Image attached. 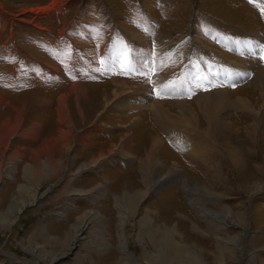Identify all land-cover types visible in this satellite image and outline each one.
Wrapping results in <instances>:
<instances>
[{"label":"rangeland","instance_id":"obj_1","mask_svg":"<svg viewBox=\"0 0 264 264\" xmlns=\"http://www.w3.org/2000/svg\"><path fill=\"white\" fill-rule=\"evenodd\" d=\"M6 41L62 82L1 100L62 123L0 144V264H264V0H0Z\"/></svg>","mask_w":264,"mask_h":264},{"label":"crops","instance_id":"obj_2","mask_svg":"<svg viewBox=\"0 0 264 264\" xmlns=\"http://www.w3.org/2000/svg\"><path fill=\"white\" fill-rule=\"evenodd\" d=\"M9 15V14H8ZM77 22V21H74ZM239 38H235V42L238 44ZM4 46L1 47L0 49L2 50V57H0V59H2L3 64L8 65L9 68L11 70L6 71V70H2L0 68V84L2 86H4L5 88L9 89V90H20L21 88H34L35 86H37L38 84H48L49 87L51 88L52 86L57 85L59 82H62V74L60 73H55L56 71H58V69L55 67L54 64H50L47 63L45 60H41L39 59V61H36L35 59H31L30 57H25V55L23 54L22 51L18 50V48L16 46H12L11 43H8V41L4 42ZM32 46H34L33 44H31ZM35 49L41 51L38 47L36 48L34 46ZM45 54L46 52L41 51V54ZM5 55V56H4ZM46 55V54H45ZM42 55V56H45ZM175 56V55H174ZM186 56V54H185ZM176 57V56H175ZM178 57V56H177ZM174 58V57H173ZM18 59V60H17ZM139 59L142 61V58L139 57ZM38 60V59H37ZM186 60L190 61L191 60V55L188 54V56H186ZM170 64V62L168 63ZM141 65V63L139 64ZM235 71V68H232ZM135 79H141V68L139 69V71H137L138 69H135ZM31 73V75H30ZM143 73V72H142ZM245 73V72H244ZM248 73V70H247ZM232 75V73H230ZM235 74V73H234ZM181 75V73H180ZM233 76V75H232ZM236 76V74H235ZM238 76V75H237ZM237 76L235 78H237ZM26 77H29L31 79H33L34 81L37 82V84H34V82L32 83V85H26ZM67 78L69 79V83L73 84V81L75 82V79L69 75L67 76ZM71 78V79H70ZM172 79H174V77H171ZM66 80V78H65ZM63 80V82L65 81ZM163 84L156 85V87H154L155 89H153L152 93L158 97L160 96L163 99H169L168 96H172L171 93L170 94H166V84H169V82L165 81L162 79ZM174 82H176V80H174ZM161 83V81H160ZM179 86V85H176ZM57 88V87H56ZM162 88V90H161ZM160 89V90H159ZM164 91V92H163ZM175 93H178V90L175 91ZM186 93H182V97L185 95ZM58 95V94H57ZM61 97V95H60ZM154 97V98H156ZM159 98V97H158ZM160 98V99H161ZM56 99V97L54 98ZM59 99L57 98L56 100H51V99H47L44 100L43 102L40 100H37L36 105H33L34 108H37L40 104L42 106H44L45 104H47L46 108H48V111L50 112V114L48 115L47 118H42V116L40 117V115L38 114V112H41L42 110L37 109V113L36 111H27V112H23L22 113V117L21 120L19 121L17 118V113L14 114L13 109H20L21 107L18 105V107L11 106L8 104V102L2 101L0 98V109L1 108H6L8 109V112L5 114H0V144L3 145V143L6 140H9L11 138H14V134L15 132L18 131L19 128L22 129V143L20 144L21 147H24V145L27 143L28 148L29 146L31 147V143L34 144V142H38L37 140H39V143H41L44 138L47 137V135L45 136V133L48 132L49 129L52 128V123L54 124V122H58V123H62L58 121L57 118V112H58V105H59ZM50 109H52V111L56 110L55 115L51 114L52 111H50ZM25 111V110H24ZM44 111H46V109H44ZM35 113L37 114V116H33L35 118L30 119L29 118V113ZM11 113V115H10ZM16 119L18 122L16 123V128L15 129V122L13 124H8L7 125V118L10 120L11 118ZM6 121V122H5ZM15 129V130H14ZM32 130V133H30V131ZM50 134V133H49ZM51 135V134H50ZM24 154V153H23ZM23 154H21L23 156ZM42 170H40L41 172H49L51 169L47 168L46 166H44V170L43 168H41Z\"/></svg>","mask_w":264,"mask_h":264},{"label":"bare ground","instance_id":"obj_3","mask_svg":"<svg viewBox=\"0 0 264 264\" xmlns=\"http://www.w3.org/2000/svg\"><path fill=\"white\" fill-rule=\"evenodd\" d=\"M252 54H253V52H252ZM254 54H255V52H254ZM264 74V73H263ZM261 77V76H260ZM259 83V82H258ZM79 85V84H78ZM114 86H116V87H122L123 85L121 84V83H119V84H114ZM79 88V87H78ZM79 89H81V88H79ZM83 91V90H82ZM116 92V91H115ZM117 92H118V90H117ZM82 94H83V92H82ZM116 94V93H115ZM79 95V94H78ZM214 96V95H213ZM216 96V95H215ZM260 96V95H259ZM79 97H80V95H79ZM201 98H203V97H201ZM208 98L210 99L209 101L211 102V101H216L217 102V100H219L220 101V99H211V97H205L204 99L206 100V101H208ZM217 98H218V96H217ZM256 99V98H255ZM263 99V98H262ZM240 100V99H239ZM224 101V100H223ZM223 101H221V102H223ZM181 102V101H180ZM213 103V102H212ZM219 103V102H218ZM160 104V103H159ZM222 104V103H221ZM181 105V104H180ZM182 105H183V103H182ZM185 105V104H184ZM252 105V104H251ZM135 106V105H134ZM143 106V105H142ZM186 106V105H185ZM215 106V105H214ZM213 106V107H214ZM218 106V105H217ZM208 106H206V108H207ZM140 108V107H139ZM184 108V107H183ZM181 109V108H180ZM140 110H144L143 108H140L139 109V111ZM184 110V109H183ZM242 110V109H241ZM150 111H152V116H153V120L154 121H156L157 123H163V122H168V118H167V111H169L168 109H163L162 107H160L158 104H155V103H152V105L150 106ZM182 111V110H181ZM178 113V112H177ZM181 113V112H180ZM169 114V113H168ZM184 114V113H183ZM216 114V113H215ZM169 117H170V114H169ZM212 117V116H211ZM216 115L214 116V122L216 121ZM257 117V116H256ZM206 118H207V116H206ZM218 118V117H217ZM181 119H183V120H181V122H186L187 124H189V120L188 119H185L184 117L183 118H181ZM208 119V118H207ZM206 119V120H207ZM252 119V118H251ZM152 121V120H151ZM196 121V120H195ZM194 121V122H195ZM211 121H213V120H211ZM193 122V123H194ZM198 122V121H197ZM153 123V122H152ZM184 123H181V125H183V126H185V125H187V124H184ZM209 123H211V122H209ZM196 124V123H195ZM215 124V123H214ZM193 125V124H192ZM197 125V124H196ZM199 125V124H198ZM210 125V124H209ZM187 126H189V125H187ZM210 126H212V125H210ZM209 126V127H210ZM192 127V126H191ZM209 127H208V130H209ZM189 128V127H188ZM193 128V127H192ZM197 128H199V127H197ZM196 128V129H197ZM194 129H195V127H194ZM196 131V130H195ZM199 132V131H198ZM212 132V131H211ZM169 133H174V132H172V131H169ZM175 134V133H174ZM173 137H176V135L175 136H173ZM178 140H179V137H178ZM158 141H159V138H155L154 140H153V144L154 145H156V143H158ZM183 143H184V140H183ZM182 143V144H183ZM154 147L155 146H153L152 148H151V150L153 151V149H154ZM188 149H191V148H188ZM148 151H149V149H148ZM192 151H193V149H192ZM199 151V150H198ZM151 153V152H150ZM149 153V154H150ZM196 153V152H195ZM190 153H188V155H189ZM197 154V153H196ZM191 155V154H190ZM149 157V156H148ZM193 157V156H192ZM203 159V158H202ZM51 264L53 263V262H50Z\"/></svg>","mask_w":264,"mask_h":264},{"label":"water","instance_id":"obj_4","mask_svg":"<svg viewBox=\"0 0 264 264\" xmlns=\"http://www.w3.org/2000/svg\"><path fill=\"white\" fill-rule=\"evenodd\" d=\"M19 214H20V212H18V213H17L16 219H18V218H19ZM65 258H66V256H65ZM21 262H22V260H21ZM24 264H30V262H29V261H25V263H24Z\"/></svg>","mask_w":264,"mask_h":264}]
</instances>
